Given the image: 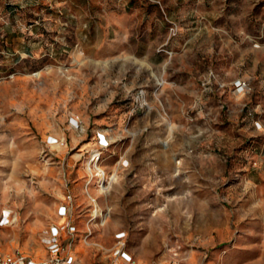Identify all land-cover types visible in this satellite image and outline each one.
I'll list each match as a JSON object with an SVG mask.
<instances>
[{"label": "rangeland", "instance_id": "1", "mask_svg": "<svg viewBox=\"0 0 264 264\" xmlns=\"http://www.w3.org/2000/svg\"><path fill=\"white\" fill-rule=\"evenodd\" d=\"M4 209V260L264 264V0H0Z\"/></svg>", "mask_w": 264, "mask_h": 264}, {"label": "built area", "instance_id": "2", "mask_svg": "<svg viewBox=\"0 0 264 264\" xmlns=\"http://www.w3.org/2000/svg\"><path fill=\"white\" fill-rule=\"evenodd\" d=\"M98 159H99V157H98ZM61 214H63V215L66 214L65 209H64V211ZM7 222H8V219H6V217H3L0 220V224L1 225H5ZM58 232H59L58 229H56L55 232L52 230L53 239L50 242L51 250L55 254H57L59 252V250H60L59 244L57 243ZM50 239H51V237H50ZM115 255L118 258H122L125 261L126 264H138L134 260L133 256L127 251L126 242L123 240V237L121 235L118 236V240H117V243H116V246H115ZM0 264H41V263H34L33 261L26 262L25 258L21 257L19 260H12V259L4 260V259H0ZM172 264H179V263H172Z\"/></svg>", "mask_w": 264, "mask_h": 264}, {"label": "bare ground", "instance_id": "3", "mask_svg": "<svg viewBox=\"0 0 264 264\" xmlns=\"http://www.w3.org/2000/svg\"><path fill=\"white\" fill-rule=\"evenodd\" d=\"M112 178L114 179V178H115V175L112 176ZM108 188H109V186L105 187V189H108ZM10 212H11V210H9V209H4V211H3V215L5 214L6 219H9ZM49 233L51 234V237H52V230H50ZM59 234H60V232H58V235H59ZM33 262H34V263H37L36 261H33Z\"/></svg>", "mask_w": 264, "mask_h": 264}]
</instances>
